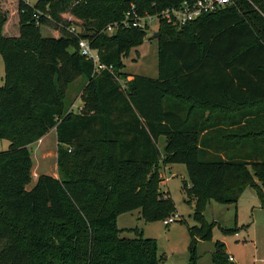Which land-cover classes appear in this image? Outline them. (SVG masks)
Segmentation results:
<instances>
[{
  "label": "trees",
  "instance_id": "16d2710c",
  "mask_svg": "<svg viewBox=\"0 0 264 264\" xmlns=\"http://www.w3.org/2000/svg\"><path fill=\"white\" fill-rule=\"evenodd\" d=\"M55 1L109 5L94 15L91 33L76 34L50 9ZM182 1L0 0V140L10 141L0 150V264L167 262L155 238L123 236L117 226L120 213L135 209L147 222L176 214L161 191L162 162L187 168L198 222L189 227L192 244L211 237L207 201L236 205L247 187L264 191V0H233L182 27L161 22L157 78L124 72L123 58L147 30L104 31L132 4L154 13ZM51 21L60 36L42 34ZM79 37L113 71H95ZM116 75L133 78L123 85ZM79 77L83 104L74 112L67 92ZM52 128L59 177L41 173L27 188L30 146ZM212 256L238 264L222 241Z\"/></svg>",
  "mask_w": 264,
  "mask_h": 264
},
{
  "label": "rangeland",
  "instance_id": "374dc122",
  "mask_svg": "<svg viewBox=\"0 0 264 264\" xmlns=\"http://www.w3.org/2000/svg\"><path fill=\"white\" fill-rule=\"evenodd\" d=\"M38 0H26L31 5ZM108 3H84L81 1H55L51 10L63 20L71 21L78 32L89 34L92 31L90 22L99 9L105 8ZM159 29L157 22H152L148 34L142 44L133 47L128 56L124 57V72L132 75H144L157 78L159 75V46L160 37L149 39L154 31ZM43 35H61L62 31L51 21L41 25ZM4 83V61L0 53V86ZM85 83L83 78L79 84H72L68 89V101L72 103L75 112L82 106L81 96H77ZM73 96H77L73 99ZM164 138V137H162ZM0 141V150L8 148L9 140ZM33 161V178L41 172L59 177L56 152V134L50 130L46 138L39 144L30 146ZM160 173L161 191L169 192L175 202V213L179 218L169 225L164 220L153 222L145 221L140 211L135 209L122 212L117 216V226L122 229V235L136 237L142 233L145 237L155 238L159 254H165L170 264H215L212 253L215 243L222 241L226 244L228 253L238 264H264V191L259 193L247 187L236 205L221 204L214 200L207 201L203 208L206 221L212 224L211 237L197 239L192 244L189 227L198 225L194 216L196 198L188 192L190 179L187 168L183 163H161ZM40 167V168H37ZM37 174V176L35 175ZM35 181L27 185L32 188ZM263 187V186H262ZM216 221V222H214ZM214 222V223H213ZM225 229H229L226 231ZM238 233H235V232ZM238 234V235H236Z\"/></svg>",
  "mask_w": 264,
  "mask_h": 264
},
{
  "label": "built area",
  "instance_id": "2783aa9c",
  "mask_svg": "<svg viewBox=\"0 0 264 264\" xmlns=\"http://www.w3.org/2000/svg\"><path fill=\"white\" fill-rule=\"evenodd\" d=\"M233 0H184L181 3L173 6H168L161 10L155 11L154 13L145 11L144 13H139L134 4L131 5V9L125 14V17L121 21H115L110 23L104 31L108 34H113L116 29L120 26L124 27H138L145 30H149L152 22H157L158 25L161 22H168L174 26L182 27L191 21H194L204 14L216 12L222 9L226 5L232 4ZM36 17H39L37 14ZM1 21V17H0ZM70 31L78 34L77 28L72 26ZM79 49L80 53L84 55L87 59L93 60L95 64V71L101 69H110L113 71L112 66H107L100 62L99 54L97 49L93 48L91 42L88 38L79 37ZM116 79L120 81L121 84L125 85L127 79H123L116 75ZM42 139L38 140L40 144ZM37 176V174H35ZM179 218L176 213L164 219L166 225L171 224ZM238 235V234H236ZM233 260V257L230 256Z\"/></svg>",
  "mask_w": 264,
  "mask_h": 264
},
{
  "label": "crops",
  "instance_id": "0c3cea01",
  "mask_svg": "<svg viewBox=\"0 0 264 264\" xmlns=\"http://www.w3.org/2000/svg\"><path fill=\"white\" fill-rule=\"evenodd\" d=\"M49 36H54V37H58V36H60V35H57V34H51V35H49ZM131 78H133V76L132 75H130L129 76V79H131ZM82 77H79V78H77L72 84H79L81 81H82ZM71 84V85H72ZM70 85V86H71ZM82 85H83V87H84V83H82ZM69 89H70V87H69ZM82 89L83 88H81V91L79 92V94L77 95V96H81V93H82ZM77 96H73V99H76V97ZM67 97H68V93H67ZM82 104H83V102H82ZM72 105H73V101H72ZM72 107V106H71ZM81 108H82V106H81ZM80 108V109H81ZM73 110V109H72ZM74 111V110H73ZM75 112V111H74ZM79 112V111H78ZM208 115V112H206L205 113V118H206V116ZM51 130H54L55 131V134H56V152H55V158L57 159V150H58V141H57V130H56V128H52ZM207 134V132H203L202 133V135L203 136H205ZM162 137H164V136H161L160 138H159V141H158V145H159V148H160V150L161 151H163V149H164V146H165V143H166V138L164 137V138H162ZM46 138V135H44L41 139H42V141L44 140ZM210 139V138H209ZM3 140V144L5 145V142H7V141H4V140H7V139H1L0 141H2ZM41 141V142H42ZM38 142V141H37ZM10 144V143H9ZM9 144L7 145V146H9ZM35 160L33 161V166L35 165ZM37 168H40V167H37ZM42 173V172H41ZM53 176H55V175H53ZM36 179H37V177L36 178H33V180L32 181H36ZM227 251H228V249H227ZM232 256V255H231ZM233 257V256H232ZM233 260L235 261V259H234V257H233Z\"/></svg>",
  "mask_w": 264,
  "mask_h": 264
},
{
  "label": "water",
  "instance_id": "95a60500",
  "mask_svg": "<svg viewBox=\"0 0 264 264\" xmlns=\"http://www.w3.org/2000/svg\"><path fill=\"white\" fill-rule=\"evenodd\" d=\"M161 36V32L159 30H156L153 32V34L149 37V39L157 38ZM161 264H170L168 262L161 263Z\"/></svg>",
  "mask_w": 264,
  "mask_h": 264
}]
</instances>
